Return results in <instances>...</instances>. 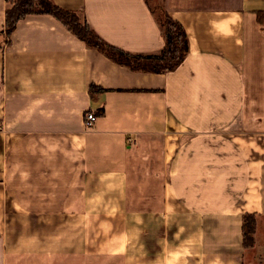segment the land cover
<instances>
[{"label":"crops","instance_id":"crops-1","mask_svg":"<svg viewBox=\"0 0 264 264\" xmlns=\"http://www.w3.org/2000/svg\"><path fill=\"white\" fill-rule=\"evenodd\" d=\"M52 2L131 54L165 46L152 0ZM161 2L189 52L153 74L47 14L6 38L0 0V264H264V0Z\"/></svg>","mask_w":264,"mask_h":264},{"label":"trees","instance_id":"trees-1","mask_svg":"<svg viewBox=\"0 0 264 264\" xmlns=\"http://www.w3.org/2000/svg\"><path fill=\"white\" fill-rule=\"evenodd\" d=\"M7 2L6 38L11 37L20 20L29 15L47 14L55 17L87 46L102 52L116 64L133 71L153 74L173 72L184 62L189 52V39L184 27L168 14L162 2L159 3L157 0H152L154 6L151 7L156 14L165 41V46L158 55L131 54L106 43L91 30L88 23L79 14L58 7L52 0H7ZM90 91L94 94L103 91V89L91 85ZM253 233L254 221L246 217L244 221L246 245L253 244Z\"/></svg>","mask_w":264,"mask_h":264},{"label":"built area","instance_id":"built-area-1","mask_svg":"<svg viewBox=\"0 0 264 264\" xmlns=\"http://www.w3.org/2000/svg\"><path fill=\"white\" fill-rule=\"evenodd\" d=\"M97 119H98V116L94 112L88 111L85 114V126L87 128H92L95 125Z\"/></svg>","mask_w":264,"mask_h":264},{"label":"rangeland","instance_id":"rangeland-1","mask_svg":"<svg viewBox=\"0 0 264 264\" xmlns=\"http://www.w3.org/2000/svg\"><path fill=\"white\" fill-rule=\"evenodd\" d=\"M159 3L162 1V0H157ZM0 204H1V200H0ZM0 206H2V205H0ZM2 212V211H1Z\"/></svg>","mask_w":264,"mask_h":264}]
</instances>
